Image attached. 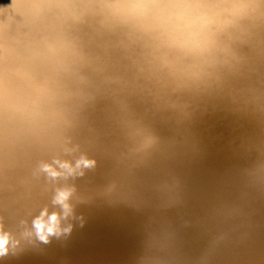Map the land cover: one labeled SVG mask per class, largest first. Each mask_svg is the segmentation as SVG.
I'll list each match as a JSON object with an SVG mask.
<instances>
[{"label": "bare ground", "instance_id": "obj_1", "mask_svg": "<svg viewBox=\"0 0 264 264\" xmlns=\"http://www.w3.org/2000/svg\"><path fill=\"white\" fill-rule=\"evenodd\" d=\"M0 264H264V0H0Z\"/></svg>", "mask_w": 264, "mask_h": 264}]
</instances>
